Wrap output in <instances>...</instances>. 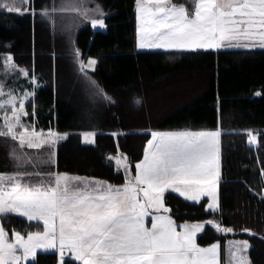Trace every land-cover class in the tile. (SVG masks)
<instances>
[{
    "label": "trees",
    "instance_id": "trees-1",
    "mask_svg": "<svg viewBox=\"0 0 264 264\" xmlns=\"http://www.w3.org/2000/svg\"><path fill=\"white\" fill-rule=\"evenodd\" d=\"M95 1L102 6L105 27L95 28L91 22L79 26L73 35L79 59L69 33L57 31L40 14L55 0H29V10L22 14L0 9V55L11 52L15 63L41 82L24 119L36 130L68 132L56 146L54 162L38 171H68L121 183L125 176L107 159L108 153H126L136 173L135 164L143 159L153 131L219 127V209L208 210L207 197L196 202L171 190L165 193V204L179 225L213 218L234 229L222 233L208 224L197 238L200 245L219 240L221 264L228 236L248 238L252 264H264V48L139 51L136 0ZM85 56L97 59L87 75L79 64ZM11 77L4 82L13 84L16 79ZM18 81L13 88L23 87ZM89 81L112 102L102 99ZM163 93L173 97L161 110H152L148 101ZM248 130L256 133L255 143L248 142ZM86 131L96 132L95 143L82 140ZM16 144L0 137V171L15 168L10 152ZM2 222L10 234L11 229L22 234L42 230L41 222H28L19 214H8ZM28 264L59 263L56 252L43 251Z\"/></svg>",
    "mask_w": 264,
    "mask_h": 264
},
{
    "label": "snow or ice",
    "instance_id": "snow-or-ice-1",
    "mask_svg": "<svg viewBox=\"0 0 264 264\" xmlns=\"http://www.w3.org/2000/svg\"><path fill=\"white\" fill-rule=\"evenodd\" d=\"M0 9L22 14L29 10V0H0ZM136 12L139 49L264 47V0H191L190 8L172 0H136ZM54 13L74 14L90 20L93 27H105L104 19L97 18L105 15L100 5L90 9L84 0H61L40 14L52 19ZM74 55L79 59L78 49ZM0 60L5 75L29 77L10 53L0 55ZM96 63L91 58L87 64L81 60L80 71L87 75L86 69L94 70ZM89 82L102 99L112 102L95 81ZM29 83L31 91H5L0 83V137L17 142L10 152L16 170L0 173V264H28L37 250L49 249L58 252L59 264H65L66 255L80 264H219V243L209 247L196 243L205 225L184 223L177 231L165 204V193L171 190L196 202L207 197V209H219V130L152 132L143 159L135 164V176L130 175L126 157L123 163L115 160L127 177L120 186L67 173L28 171L53 163L57 142L68 135L37 131L26 122L25 105L34 100L37 86L34 72ZM82 135L95 143V131ZM248 136L249 143L256 142V135ZM25 148L38 151L30 155ZM8 214L42 222V230L22 234L11 229L10 236L2 222ZM207 223L217 231H234L212 220ZM228 243L230 264H249L243 255L248 242Z\"/></svg>",
    "mask_w": 264,
    "mask_h": 264
},
{
    "label": "rangeland",
    "instance_id": "rangeland-1",
    "mask_svg": "<svg viewBox=\"0 0 264 264\" xmlns=\"http://www.w3.org/2000/svg\"><path fill=\"white\" fill-rule=\"evenodd\" d=\"M172 2H173V0H172ZM61 3V0H55V4L56 5H59ZM84 3H85V6L86 7H88V8H94L98 3L95 1V0H84ZM174 3V2H173ZM98 5H100V4H98ZM100 7L102 8V6L100 5ZM49 9H51V7H49ZM103 10V9H102ZM22 12H24V11H22ZM26 12V11H25ZM56 18V19H55ZM97 18H101V17H97ZM50 21H52V25L54 26V28L57 30V31H61V32H68L69 33V36H70V39H71V43H72V46H73V49H74V52H75V50H77V47L75 46V44L73 43V35L75 34V32H76V30L79 28V26L80 25H83V24H85L86 22H90V20H84L82 17H79V16H75L74 14H59V13H54L53 14V18L52 19H50ZM67 24V25H66ZM97 27H99V26H97ZM97 27H95V28H97ZM251 48H264V47H260L258 44H257V46H255V47H251ZM251 48H246V49H251ZM221 49H244L243 47H225V48H221ZM220 50V49H219ZM139 51H141V50H139ZM7 53H10L11 55H12V57H13V54L11 53V52H7ZM89 58H91V59H96L95 57H92V56H85L84 58H83V61H84V63L85 64H87V61H88V59ZM14 60V59H13ZM97 60V59H96ZM15 62V61H14ZM16 64V63H15ZM17 65V64H16ZM18 66V65H17ZM96 66V65H95ZM95 66H94V68H95ZM19 67V66H18ZM19 68H24V67H19ZM24 69H27V68H24ZM88 69H90V70H92V68H88ZM28 71H30L29 69H27ZM11 76H14V75H12V74H9V75H5L4 74V72H3V67L2 68H0V83H3V85H4V89H5V91H7L8 89H15V88H13V86H14V83L17 81V80H19L17 83H18V85H23V87H18V88H16L18 91L19 90H21V89H26V90H29V91H31L32 90V84H30L29 83V81L31 80V78H32V73H30L29 72V77L28 78H25V77H23V76H21L19 73H16L15 74V76H14V78H12ZM10 77L12 78V79H16V80H14L12 83L13 84H6L5 82H4V80H5V78L8 80V79H10ZM17 77H19L18 79H17ZM25 79V80H24ZM21 80H24V83H23V81H21ZM21 81V82H20ZM35 83H36V88H38L40 85H41V82L39 81V79H38V77L35 75ZM36 91V90H35ZM172 94V93H171ZM171 94H168V93H163V94H161V96H159V99H153L152 97V99L151 100H149L148 101V106H150V103H151V109L152 110H155V111H159V110H161V108H162V106L163 105H165V103L168 101V100H170L173 96L171 95ZM155 100H157V102L155 101ZM90 101L92 102V99H90ZM27 103H28V101L26 102V109H27ZM168 103V102H167ZM0 115H1V117H2V112H0ZM138 125H141V123L139 124L138 123ZM216 128H218L219 130H220V128L219 127H216ZM200 129H205V128H200ZM48 130H50V129H48ZM48 130H43L45 133H47V131ZM51 130H53V131H55V132H58V133H65L66 131H59V130H57V129H51ZM193 130H196V129H193ZM37 131H40V130H37ZM168 131H173V130H168ZM188 131H191V130H188ZM220 132H221V130H220ZM249 132H251L253 135H256V133H254L253 131H247V136H248V133ZM66 133H68V132H66ZM67 137H68V135H67ZM67 137L65 138V139H67ZM256 137H257V135H256ZM248 138V142H249V136L247 137ZM65 139H62V140H59L58 142H57V145L60 143V142H62V141H64ZM82 140H84V138L82 137ZM10 141L11 142H13L11 139H10ZM85 141V140H84ZM149 141V140H148ZM16 142V141H15ZM253 143H255V142H253ZM56 145V146H57ZM15 146V145H14ZM146 147H147V145H146ZM25 150V149H24ZM26 152H28L30 155H35L36 154V152L35 151H31V152H29L27 149H26ZM124 157H126L127 158V162L129 163V165H131L130 164V162H129V160H128V157H127V155H126V153H124V152H122V151H117L116 153H108L107 154V159L109 160V161H111L113 164H114V166H115V169L117 170V171H122L123 172V174H124V176H125V181L124 182H121V183H114V182H111V181H109V180H107V179H105V178H101V177H95V176H89V175H83V174H78V173H73V172H68V171H58L59 173H67L68 175H70V176H79V177H87V178H92V179H95V180H99V181H102V182H107V183H110V184H112V185H115V186H120V185H123V184H125L126 183V174H125V172H124V170H123V167H122V165L121 166H117L116 164H115V160L117 159V158H120L121 160H122V163H123V158ZM38 169H40V168H38ZM38 169H33V168H31V167H29L27 170L28 171H34V170H38ZM16 169L14 168L13 170H10V171H0V173H12V172H14ZM39 171H41V170H39ZM42 172V171H41ZM44 172V171H43ZM46 172H48V171H46ZM135 174L136 173H134L133 171H132V168H131V166H130V175L131 176H135ZM33 180H36L37 179V177H33L32 178ZM219 183V182H218ZM207 203H208V199H207V201H206V205H207ZM173 219V218H172ZM174 220V219H173ZM209 220H212V221H214V222H217V223H220L218 220H216V219H213V218H209V219H206V220H200V221H190V222H185V223H203L204 225H206V223L209 221ZM175 223H176V221H175ZM184 224V223H183ZM221 224V223H220ZM178 227H177V231H180V230H182L179 226L180 225H178V224H176ZM182 225V224H181ZM213 226V225H212ZM214 227V226H213ZM205 228V227H204ZM215 228V227H214ZM221 228H226V226H223L222 224H221ZM215 230H216V228H215ZM202 232V231H201ZM201 232H198L197 233V236H196V243L200 246V247H209V246H211L213 243H219L220 244V242H219V240H216V241H214L213 243H211V244H208V245H200L199 243H198V241H197V238H198V235L201 233ZM218 232H223V231H218ZM245 233L246 234H248V235H251V234H253V232L251 231V230H249V231H245ZM247 241L248 242V248L246 249V251L243 253V255H245L246 257H247V259H248V261H249V264H252V258H251V255H250V249H251V242H250V240L248 239V238H246V237H237V236H228L227 237V239H226V241H225V243H224V264H230V256H229V248H231L232 247V245H229V241H232V242H236V241ZM233 251H234V248H233ZM218 256H219V259H220V257H221V246H220V249L218 250ZM67 259H69V260H74V258L73 257H65V261L67 260ZM68 260V264H78L77 262H75V261H69ZM219 261V264H220V260H218ZM233 264H234V262H233Z\"/></svg>",
    "mask_w": 264,
    "mask_h": 264
},
{
    "label": "crops",
    "instance_id": "crops-1",
    "mask_svg": "<svg viewBox=\"0 0 264 264\" xmlns=\"http://www.w3.org/2000/svg\"><path fill=\"white\" fill-rule=\"evenodd\" d=\"M180 3H184L185 4V6H187V7H191V0H181V2H179V3H176V4H180ZM135 9H136V7H135ZM136 18H137V12H136ZM136 27H137V45H138V20L136 19ZM222 48H225V47H222ZM137 49L138 50H141V51H146V50H152V51H156V50H161V51H165V50H175V49H139L138 47H137ZM221 49V48H220ZM252 49V48H251ZM195 50H219V49H195ZM96 60V59H95ZM97 61V60H96ZM185 130H191V131H202V130H207V131H211V130H219L218 128H205V129H196V130H193V129H180V130H173V131H168V130H159V131H153V132H176V131H185ZM220 131V130H219ZM152 137H150V139H151ZM149 139V140H150ZM220 139V138H219ZM131 166V165H130ZM220 166H221V145H220ZM220 180V179H219ZM169 215H171L170 213H168ZM172 216V215H171ZM4 218V217H3ZM172 218H173V216H172ZM174 219V218H173ZM175 221V220H174ZM150 222H151V217H149L148 218V221H147V226H150ZM42 223V222H41ZM183 223H185V222H183ZM182 223V224H183ZM177 224V223H176ZM179 225V224H178ZM181 225V224H180ZM206 225H208V223H206ZM206 225H205V227H206ZM212 226V225H211ZM213 227V226H212ZM214 228V227H213ZM215 229V228H214ZM204 230V229H203ZM217 231V230H216ZM203 232V231H202ZM201 232V233H202ZM200 233V234H201ZM222 233H224V232H222ZM12 234V233H11ZM11 234L9 233V235L11 236ZM199 234V235H200ZM198 235V236H199ZM220 246H221V244H220ZM43 251H51V252H56L57 254H58V252L56 251V250H54V249H49V250H37V253L38 252H43ZM221 256H222V248H221ZM223 256H224V254H223ZM69 260V259H68ZM218 260H220V264H221V257H220V259H219V256H218ZM224 260V259H223ZM29 261H32L31 259L29 260ZM28 261V262H29ZM69 261H74V260H69ZM68 262V261H67ZM75 262H77L78 264H80V262H78V261H75ZM68 264V263H67ZM223 264H224V262H223Z\"/></svg>",
    "mask_w": 264,
    "mask_h": 264
}]
</instances>
